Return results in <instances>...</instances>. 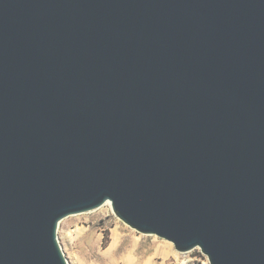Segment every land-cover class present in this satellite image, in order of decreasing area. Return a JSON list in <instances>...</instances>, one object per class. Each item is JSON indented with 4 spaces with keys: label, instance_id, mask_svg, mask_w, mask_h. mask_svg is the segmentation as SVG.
<instances>
[{
    "label": "water",
    "instance_id": "water-1",
    "mask_svg": "<svg viewBox=\"0 0 264 264\" xmlns=\"http://www.w3.org/2000/svg\"><path fill=\"white\" fill-rule=\"evenodd\" d=\"M107 203L264 264V0H0V264H69Z\"/></svg>",
    "mask_w": 264,
    "mask_h": 264
},
{
    "label": "rangeland",
    "instance_id": "rangeland-1",
    "mask_svg": "<svg viewBox=\"0 0 264 264\" xmlns=\"http://www.w3.org/2000/svg\"><path fill=\"white\" fill-rule=\"evenodd\" d=\"M58 236L69 264L207 263L200 249L181 253L167 240L132 229L115 214L111 203L64 219ZM163 250L169 255L163 256Z\"/></svg>",
    "mask_w": 264,
    "mask_h": 264
},
{
    "label": "bare ground",
    "instance_id": "bare-ground-1",
    "mask_svg": "<svg viewBox=\"0 0 264 264\" xmlns=\"http://www.w3.org/2000/svg\"><path fill=\"white\" fill-rule=\"evenodd\" d=\"M108 204H109V203H108ZM113 246H114V245H113ZM162 253H163V256H167V255H169V251H166V250H163ZM111 254H113V252H112ZM112 256H113V255H112Z\"/></svg>",
    "mask_w": 264,
    "mask_h": 264
},
{
    "label": "built area",
    "instance_id": "built-area-1",
    "mask_svg": "<svg viewBox=\"0 0 264 264\" xmlns=\"http://www.w3.org/2000/svg\"><path fill=\"white\" fill-rule=\"evenodd\" d=\"M203 255H204V254H203ZM204 256H205V255H204ZM205 258H206V260H207V261H206L207 263H205V264H210L208 258H207L206 256H205Z\"/></svg>",
    "mask_w": 264,
    "mask_h": 264
}]
</instances>
